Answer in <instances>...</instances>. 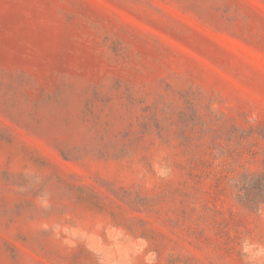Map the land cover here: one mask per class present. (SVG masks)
<instances>
[{"label": "rangeland", "instance_id": "rangeland-1", "mask_svg": "<svg viewBox=\"0 0 264 264\" xmlns=\"http://www.w3.org/2000/svg\"><path fill=\"white\" fill-rule=\"evenodd\" d=\"M0 264H264V0H0Z\"/></svg>", "mask_w": 264, "mask_h": 264}]
</instances>
